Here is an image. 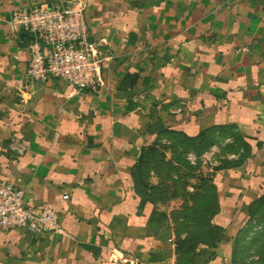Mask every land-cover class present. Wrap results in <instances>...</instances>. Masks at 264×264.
<instances>
[{
  "label": "crops",
  "instance_id": "1",
  "mask_svg": "<svg viewBox=\"0 0 264 264\" xmlns=\"http://www.w3.org/2000/svg\"><path fill=\"white\" fill-rule=\"evenodd\" d=\"M58 2L0 0V179L61 227L0 230V264H232L229 223L264 194V0H87L107 58L85 93L25 75L11 13Z\"/></svg>",
  "mask_w": 264,
  "mask_h": 264
},
{
  "label": "built area",
  "instance_id": "2",
  "mask_svg": "<svg viewBox=\"0 0 264 264\" xmlns=\"http://www.w3.org/2000/svg\"><path fill=\"white\" fill-rule=\"evenodd\" d=\"M87 0H63L21 6L11 13V24L27 37L26 78L67 81L77 93L97 90L102 82V42L92 38L85 18ZM68 198L67 194L62 195ZM25 188L0 179V230L23 228L34 234L59 233L58 214L50 204H33Z\"/></svg>",
  "mask_w": 264,
  "mask_h": 264
},
{
  "label": "rangeland",
  "instance_id": "3",
  "mask_svg": "<svg viewBox=\"0 0 264 264\" xmlns=\"http://www.w3.org/2000/svg\"><path fill=\"white\" fill-rule=\"evenodd\" d=\"M213 175L205 178L207 181L211 180L213 182ZM171 197L175 202L178 201L180 206V209L173 213L176 220L181 216L179 217L180 227L176 228L177 234L183 235L185 232L188 234V230L191 228H188L186 223L189 218V211L183 205L187 198L182 194H174ZM247 197L248 201L255 200L254 207L248 209L247 205L243 212L234 213L235 215L228 227L229 236L234 237L231 262L232 264H264V194ZM204 230L207 233L209 232L208 229ZM212 233L215 235V231H212ZM204 236L202 235L203 238Z\"/></svg>",
  "mask_w": 264,
  "mask_h": 264
},
{
  "label": "water",
  "instance_id": "4",
  "mask_svg": "<svg viewBox=\"0 0 264 264\" xmlns=\"http://www.w3.org/2000/svg\"><path fill=\"white\" fill-rule=\"evenodd\" d=\"M161 128V124L160 122H158L155 126H154V131L159 130Z\"/></svg>",
  "mask_w": 264,
  "mask_h": 264
},
{
  "label": "trees",
  "instance_id": "5",
  "mask_svg": "<svg viewBox=\"0 0 264 264\" xmlns=\"http://www.w3.org/2000/svg\"><path fill=\"white\" fill-rule=\"evenodd\" d=\"M255 201V200H254ZM254 201H252L251 203H250V205H249V209H252L254 206H253V204H254Z\"/></svg>",
  "mask_w": 264,
  "mask_h": 264
}]
</instances>
